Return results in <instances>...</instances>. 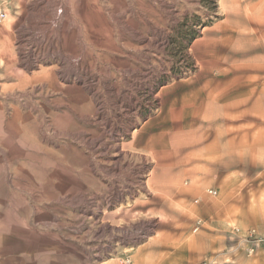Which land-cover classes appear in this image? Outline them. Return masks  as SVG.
Instances as JSON below:
<instances>
[{
	"label": "rangeland",
	"instance_id": "374dc122",
	"mask_svg": "<svg viewBox=\"0 0 264 264\" xmlns=\"http://www.w3.org/2000/svg\"><path fill=\"white\" fill-rule=\"evenodd\" d=\"M124 1L103 76L60 0H0V264H264V0Z\"/></svg>",
	"mask_w": 264,
	"mask_h": 264
},
{
	"label": "bare ground",
	"instance_id": "6f19581e",
	"mask_svg": "<svg viewBox=\"0 0 264 264\" xmlns=\"http://www.w3.org/2000/svg\"><path fill=\"white\" fill-rule=\"evenodd\" d=\"M70 1L71 3H69ZM131 1L134 2L135 0ZM59 3L62 9H64V11L69 12L71 10V13L77 14L79 17H82V23L87 29L88 40L92 43L93 46L92 53L87 49L88 44H84L85 46L81 51L72 52L73 54L68 57L69 59L71 58V60L62 59L63 65L61 69H67L68 65H76V67L78 66L87 68V70L90 69L91 71H98L99 74L103 76H106V74L108 75L110 73L111 68H104L107 65H104L102 67L100 63L101 61L103 62V57H106L105 53H102V51H106L109 54H116L122 52L119 50L117 45L113 43L114 41L108 42L109 40L106 41L104 39H106L107 37L113 38L115 35L123 37L122 28H120V23H122L121 21L123 20L122 14L128 11L132 12V8L130 10L124 11L126 8L121 6V0H60ZM126 22L130 27L135 29L137 22L136 20H134V18H130V20L128 19ZM105 31L108 32V36L105 35ZM15 38H18V36ZM19 48L21 49L20 51H22V45ZM74 59L75 61L73 62ZM117 59L119 58L117 57ZM110 62L111 63L108 64L114 65V67L119 68L120 60H111ZM30 65L31 64H27L25 67H23L24 64L19 59L17 62H15V65L10 66L9 72L14 82L8 85L7 87L5 86V88L8 90H15L20 87L22 88V81L24 79H27V71L28 69H30ZM119 71L121 72L123 78H127V76L124 74L125 71L123 69H119ZM46 72L47 70L42 69L41 74ZM60 73L61 79L70 82V77L68 75L63 74L62 70L60 71ZM38 78L39 77L35 74H33V76L28 77L30 82L34 81L40 84H49L47 77L44 76V78H41L40 80H38ZM52 82L56 84V88L54 89L62 90L64 88V84L56 80ZM75 84L78 85V83ZM116 86L118 87L119 84L116 83ZM80 89H82L83 92L87 91L88 93H92L95 97V93H93L92 89L82 86H80ZM97 114L98 110L97 112H95L94 115L96 116ZM13 134L16 135L18 133L17 131H13ZM117 150L118 151L115 153V155L118 157V160L114 162V165H116V167H120L123 162V159L121 158L123 154V149L118 148Z\"/></svg>",
	"mask_w": 264,
	"mask_h": 264
},
{
	"label": "built area",
	"instance_id": "2783aa9c",
	"mask_svg": "<svg viewBox=\"0 0 264 264\" xmlns=\"http://www.w3.org/2000/svg\"><path fill=\"white\" fill-rule=\"evenodd\" d=\"M7 16H8V12L4 8L3 4L0 3V23L2 21H4L7 18ZM209 193L212 194V195H214V194L217 193V191L214 190V189H210L209 190ZM200 223H201V221H198V224H200ZM249 250H250V252H253L254 251V248L251 247ZM127 262H130V260L127 259Z\"/></svg>",
	"mask_w": 264,
	"mask_h": 264
},
{
	"label": "crops",
	"instance_id": "0c3cea01",
	"mask_svg": "<svg viewBox=\"0 0 264 264\" xmlns=\"http://www.w3.org/2000/svg\"><path fill=\"white\" fill-rule=\"evenodd\" d=\"M211 150H213V152L215 153V152H218V140L217 139H215L214 141H213V144H212V146H211ZM226 154L228 155V152H227V149H226ZM231 159V158H230ZM229 159V160H230Z\"/></svg>",
	"mask_w": 264,
	"mask_h": 264
}]
</instances>
